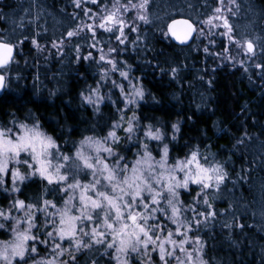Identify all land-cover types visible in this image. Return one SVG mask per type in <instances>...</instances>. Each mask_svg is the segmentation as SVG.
<instances>
[{
    "label": "trees",
    "instance_id": "1",
    "mask_svg": "<svg viewBox=\"0 0 264 264\" xmlns=\"http://www.w3.org/2000/svg\"><path fill=\"white\" fill-rule=\"evenodd\" d=\"M236 2L239 11L231 3L229 8L220 5V0H150L149 23L135 20L139 32L126 29L130 36L126 50L118 56L113 54L127 64L124 70L130 72L131 84L119 72L111 73L106 86L101 88V93L111 99H105L101 113L95 115L93 108L82 105L80 93L96 86L99 69L94 63L75 60L77 43L82 45V54L91 51L99 59V51L87 46V37L91 34L81 33L73 38L63 54L52 47L53 40L66 36L81 21L93 22L84 17L83 6L76 8L73 0H0V15L6 17L0 20V34L6 30L12 34L13 41L28 37L17 49L15 61L7 70V86L0 90V123L7 124L13 113L21 120L31 113L39 118L47 134L58 137L60 146L71 149L74 154L73 142L78 143L84 136L106 135L112 119L119 118L112 101H117L121 108L124 104L120 90L111 87L112 80L123 83L129 90L132 84L142 86L144 99L134 109L140 117L139 135L143 137L144 126L151 123L161 128L165 133L164 142L168 143L172 124L178 123V138L169 145L172 162L183 157L189 147L199 144L202 153H216L229 173L219 193L214 199L210 197L217 216L202 223L199 232L189 233L200 237L204 258L210 264H264V72L255 67L256 63L264 62V0ZM102 3L111 6L112 0H102ZM86 6L99 11L91 4ZM217 7L221 8V14L224 10L225 18L233 25L235 40L241 44L245 39L253 42L255 56L251 60L242 55L243 50L235 43H229L227 35H222L227 31L223 21L215 28L201 23L219 15L214 12ZM125 15L132 23L137 10ZM21 17L23 29L17 27ZM171 17L188 19L194 25L195 35L189 45L177 46L164 35ZM216 21L213 19V23ZM201 30L204 36L198 37ZM37 32L42 51H37L31 43ZM137 36L140 41L134 47L131 41ZM102 39L108 40V34L104 33ZM112 40L115 44L114 37ZM100 47L107 52L106 44L97 46ZM225 47L230 53L224 52ZM232 57H235L234 63L229 62ZM173 67L179 69L176 78L170 72ZM131 115L132 110H126V119ZM118 134L124 136L122 130ZM240 140L243 143H238ZM149 143L157 149L158 142ZM135 151L133 148L127 153L129 160ZM153 154L159 159L158 151ZM36 191L34 186L25 187L19 198L31 197ZM182 199L190 201L191 196L184 193ZM8 205L9 199L0 193V207L7 209ZM9 238L11 233L0 231V241ZM100 252L102 247L91 254L99 264H115Z\"/></svg>",
    "mask_w": 264,
    "mask_h": 264
},
{
    "label": "snow or ice",
    "instance_id": "2",
    "mask_svg": "<svg viewBox=\"0 0 264 264\" xmlns=\"http://www.w3.org/2000/svg\"><path fill=\"white\" fill-rule=\"evenodd\" d=\"M73 3L78 9L83 6L84 17L93 22L81 21L66 36L53 40L52 47L63 54L73 38L81 33L91 34L87 46L99 51V59L91 51L82 54V45L77 43L75 60L94 63L99 69L96 86L80 93L82 105L93 108L94 114L99 115L105 99H111L101 93L111 73L119 72L131 84L130 72L124 70L127 64L115 56L127 48L130 36L125 30L139 32L135 20L149 23L150 0L138 3L112 0L111 6L102 0H73ZM220 3L223 5V0ZM229 3L239 11L236 0ZM88 4L99 11H92ZM130 10H137L132 23L125 15ZM214 12L220 13L221 8H215ZM229 12L236 15L231 9ZM4 19L0 15V20ZM213 19H223L227 31L222 35L242 49L243 56L250 60L255 56L251 40L245 39L241 44L234 39V28L227 18L217 15L201 23L215 28ZM17 27L24 28L23 17ZM194 31L188 19L171 17L164 35L185 44ZM104 33L108 34V40L102 39ZM39 35L37 32L31 43L42 51L36 38ZM26 39L24 36L13 41L6 30L0 34V90L7 86V70ZM139 41L137 36L131 43L135 47ZM101 44L107 45V52L103 47L97 48ZM204 51L207 53L208 48ZM224 52L230 53V49L225 47ZM229 62L234 63L235 57ZM240 65L244 66L243 60ZM255 67L264 72V62L256 63ZM178 71L176 67L170 69L173 78ZM111 87L120 90L124 104L121 108L117 101H112L119 118L112 119L106 135L84 136L78 143L73 142L74 154L60 146L58 137L47 134L39 118L31 113L24 120L13 113L7 124L0 123V193L9 199L7 209L0 207V231L11 233L10 240L0 241L2 264H81L82 257L83 264H99L91 254L101 247L100 255L116 264H210L204 258L200 237L189 233L199 232L202 223L217 216L210 197L214 199L228 179L225 162L211 151L202 153L199 144L189 147L183 157L172 162L169 145L178 138L179 124H172L168 143L164 142L161 128L151 123L144 126L141 137L140 117L134 109L144 99V89L132 84L129 90L116 80H112ZM126 110H132L127 119ZM118 130L123 131V137ZM150 141L158 142L157 149L150 146ZM133 148L136 151L129 160L127 153ZM154 151H158L159 159ZM21 166L27 171H22ZM29 186L36 187V193L20 199L24 188ZM184 193L191 196L190 201L182 199Z\"/></svg>",
    "mask_w": 264,
    "mask_h": 264
},
{
    "label": "rangeland",
    "instance_id": "3",
    "mask_svg": "<svg viewBox=\"0 0 264 264\" xmlns=\"http://www.w3.org/2000/svg\"><path fill=\"white\" fill-rule=\"evenodd\" d=\"M223 4H225L226 5V8H229L228 7V5H229V0H223ZM220 5H221V3H220ZM225 9V8H224ZM218 16H221L222 18H225V13H224V10H223V12H222V14L220 13ZM223 21V19H220V20H217L216 22H215V24H219V23H221ZM222 26H223V24H222ZM199 36H201V37H203L204 36V32H203V34H201V32L198 34V37ZM21 168L22 169H25V168H23L22 166H21ZM22 171H27V170H22ZM11 238H9L8 240H10ZM0 264H2V262H0ZM115 264H116V262H115Z\"/></svg>",
    "mask_w": 264,
    "mask_h": 264
},
{
    "label": "water",
    "instance_id": "4",
    "mask_svg": "<svg viewBox=\"0 0 264 264\" xmlns=\"http://www.w3.org/2000/svg\"><path fill=\"white\" fill-rule=\"evenodd\" d=\"M169 23H170V22H169ZM190 23H191V22H190ZM193 27H194V25H193ZM194 29H195V27H194ZM166 30H167V28H166ZM194 35H195V31L192 33V35L189 37L188 41H187L185 44H180L178 41H176V40H175L174 38H172L170 35H169V38L171 39V41H172L175 45L185 47V46L189 45V44L192 42V40L194 39Z\"/></svg>",
    "mask_w": 264,
    "mask_h": 264
}]
</instances>
